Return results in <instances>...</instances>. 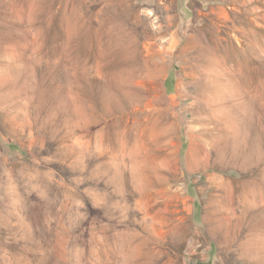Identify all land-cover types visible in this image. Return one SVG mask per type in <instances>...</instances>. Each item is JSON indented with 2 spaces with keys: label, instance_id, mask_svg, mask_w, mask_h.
<instances>
[{
  "label": "rangeland",
  "instance_id": "obj_1",
  "mask_svg": "<svg viewBox=\"0 0 264 264\" xmlns=\"http://www.w3.org/2000/svg\"><path fill=\"white\" fill-rule=\"evenodd\" d=\"M0 264H264V0H0Z\"/></svg>",
  "mask_w": 264,
  "mask_h": 264
}]
</instances>
